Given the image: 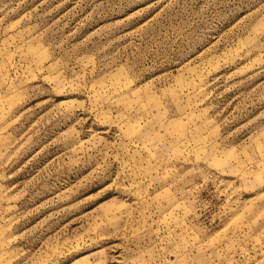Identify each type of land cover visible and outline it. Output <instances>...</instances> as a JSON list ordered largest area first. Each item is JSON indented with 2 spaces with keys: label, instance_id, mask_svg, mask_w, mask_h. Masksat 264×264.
I'll use <instances>...</instances> for the list:
<instances>
[{
  "label": "rangeland",
  "instance_id": "374dc122",
  "mask_svg": "<svg viewBox=\"0 0 264 264\" xmlns=\"http://www.w3.org/2000/svg\"><path fill=\"white\" fill-rule=\"evenodd\" d=\"M0 264H264V0H0Z\"/></svg>",
  "mask_w": 264,
  "mask_h": 264
}]
</instances>
